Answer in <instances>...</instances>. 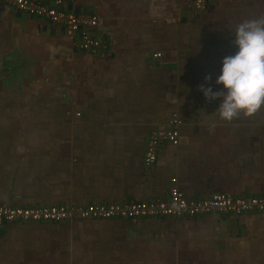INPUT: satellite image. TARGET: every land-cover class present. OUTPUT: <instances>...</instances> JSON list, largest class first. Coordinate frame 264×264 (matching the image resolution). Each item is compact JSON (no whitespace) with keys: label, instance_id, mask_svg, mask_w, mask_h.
Instances as JSON below:
<instances>
[{"label":"crops","instance_id":"obj_1","mask_svg":"<svg viewBox=\"0 0 264 264\" xmlns=\"http://www.w3.org/2000/svg\"><path fill=\"white\" fill-rule=\"evenodd\" d=\"M62 3L96 11L109 55L0 1V202L164 198L173 177L189 198L264 195V108L226 122L199 90L223 89L235 27L264 0H209L200 13L187 0ZM173 117L179 143L146 168L147 135ZM0 264H264V214L6 223Z\"/></svg>","mask_w":264,"mask_h":264},{"label":"built area","instance_id":"obj_2","mask_svg":"<svg viewBox=\"0 0 264 264\" xmlns=\"http://www.w3.org/2000/svg\"><path fill=\"white\" fill-rule=\"evenodd\" d=\"M12 9L32 17L44 19L58 27L75 47L101 57H108V43L96 33L99 18L96 11L84 9L68 10L62 0L47 4L36 0H0ZM190 7L200 13L208 8L209 0H187ZM155 57L160 53L154 54ZM180 119L173 117L168 125L155 127L147 135L143 165L152 167L160 147L164 143L177 145L180 141L178 125ZM249 213L264 214V195H232L214 192L202 198H189L178 186L175 177L170 179L167 196L164 198L130 201H95L85 205H17L0 202V231L6 223L52 222L63 223L87 219H189L205 216Z\"/></svg>","mask_w":264,"mask_h":264},{"label":"clouds","instance_id":"obj_3","mask_svg":"<svg viewBox=\"0 0 264 264\" xmlns=\"http://www.w3.org/2000/svg\"><path fill=\"white\" fill-rule=\"evenodd\" d=\"M233 33L238 51L223 58L215 81L223 89L199 87L206 100H221L216 112L226 122L251 117L264 108V14L238 23ZM210 81L211 76H205V82Z\"/></svg>","mask_w":264,"mask_h":264},{"label":"rangeland","instance_id":"obj_4","mask_svg":"<svg viewBox=\"0 0 264 264\" xmlns=\"http://www.w3.org/2000/svg\"><path fill=\"white\" fill-rule=\"evenodd\" d=\"M79 221H81V220H79ZM79 221H72V222H79Z\"/></svg>","mask_w":264,"mask_h":264}]
</instances>
